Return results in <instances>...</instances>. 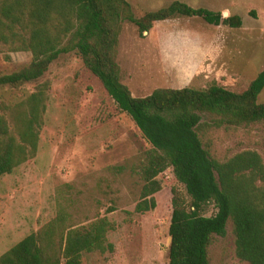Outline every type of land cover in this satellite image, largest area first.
Listing matches in <instances>:
<instances>
[{"label": "rangeland", "instance_id": "obj_1", "mask_svg": "<svg viewBox=\"0 0 264 264\" xmlns=\"http://www.w3.org/2000/svg\"><path fill=\"white\" fill-rule=\"evenodd\" d=\"M135 17L173 0H127ZM193 7L237 14L239 28L211 25L199 17L176 16L155 22L148 32L125 20L116 60L121 81L133 96L156 88L222 85L240 92L264 69V0H179ZM30 51L0 44V75L27 65ZM50 82L35 156L0 178V255L26 235L65 214L66 227L106 217L112 228L105 249L84 252L82 264H168L171 189L189 195L168 167L165 187L154 193L156 206L135 211L144 183L140 167L150 145L131 118L121 112L101 82L75 52L60 55L38 81L0 89V102L13 104L42 81ZM264 104V88L258 96ZM201 128L211 156L226 160L256 151L264 164V121L216 126L210 116ZM213 203L203 214H215ZM111 245V248L107 247ZM211 264H249L235 254L233 224L213 235Z\"/></svg>", "mask_w": 264, "mask_h": 264}, {"label": "trees", "instance_id": "obj_2", "mask_svg": "<svg viewBox=\"0 0 264 264\" xmlns=\"http://www.w3.org/2000/svg\"><path fill=\"white\" fill-rule=\"evenodd\" d=\"M176 16L230 28L242 25L237 14L223 16L179 0L140 17L127 0H0V44L32 54L27 65L0 75V89L38 81L60 55L75 52L150 145L140 167L144 183L135 211L155 208L153 195L165 187L161 174L168 167L190 197L187 203L171 189L168 264H211L212 237L224 235L229 220L236 256L249 264H264L262 159L254 150L226 160L214 158L201 134L203 115L216 126L264 121V104L258 102L264 69L240 92L212 84L202 89L156 88L138 97L121 81L116 54L122 22L133 23L142 35L155 22ZM49 90L45 80L21 101L0 102V178L35 156ZM209 203L216 212L205 216ZM64 221L65 214L58 213L1 254L0 264H82L84 252L106 248V233L112 228L106 217L74 228Z\"/></svg>", "mask_w": 264, "mask_h": 264}]
</instances>
